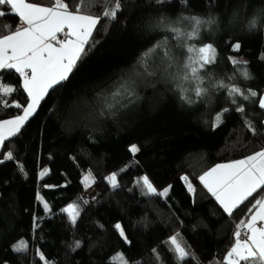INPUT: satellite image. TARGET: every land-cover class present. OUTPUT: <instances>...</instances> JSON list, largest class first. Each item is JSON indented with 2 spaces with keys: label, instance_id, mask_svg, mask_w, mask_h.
I'll list each match as a JSON object with an SVG mask.
<instances>
[{
  "label": "trees",
  "instance_id": "trees-1",
  "mask_svg": "<svg viewBox=\"0 0 264 264\" xmlns=\"http://www.w3.org/2000/svg\"><path fill=\"white\" fill-rule=\"evenodd\" d=\"M49 7L53 0H28ZM69 9L78 0H64ZM115 20H100L69 79L41 101L21 132L0 150V264H178L173 236L190 255L182 264H222L239 222L264 193L258 190L228 216L200 183L199 176L216 164L245 158L264 145V34L246 32L232 9L245 14L264 0H120ZM107 0H94L88 11L102 14ZM0 37L21 25L8 5L0 6ZM196 39L179 47L164 18L182 32L193 25L185 18L211 20ZM229 13L232 19L229 20ZM168 38L169 48L159 47ZM241 45L233 50L234 44ZM212 44L214 63L201 71L206 94L196 97L178 84L187 46ZM155 49V51H153ZM169 52L175 63L169 65ZM231 57L247 63L233 64ZM246 66L250 79L240 75ZM2 83L15 91L10 105L26 106L22 79L14 70L0 71ZM254 90L257 97L233 104L218 83ZM134 95L128 98L126 87ZM117 92L120 95H115ZM182 96H190L187 103ZM111 105V107H109ZM245 111L238 113L236 107ZM222 122L215 117L222 109ZM22 109L0 106V120L22 115ZM250 122L259 135H252ZM139 149L135 154L130 147ZM8 151L12 160H6ZM21 166L23 170H21ZM47 169V174L40 173ZM91 173L97 198L86 197L84 177ZM116 174L117 187L108 177ZM187 175L195 192L182 179ZM147 176L157 194H146ZM168 188L167 196L160 193ZM39 198H42L41 202ZM165 215L163 223L151 205ZM49 205L48 210L43 206ZM80 209L76 224L64 209ZM120 224L124 237L115 227ZM78 245V246H77ZM20 247L23 250H17ZM41 254L45 259L41 260ZM196 257L194 260L192 255ZM243 264V262H242Z\"/></svg>",
  "mask_w": 264,
  "mask_h": 264
},
{
  "label": "snow or ice",
  "instance_id": "snow-or-ice-1",
  "mask_svg": "<svg viewBox=\"0 0 264 264\" xmlns=\"http://www.w3.org/2000/svg\"><path fill=\"white\" fill-rule=\"evenodd\" d=\"M166 0H156L158 5H162ZM185 4L187 0H184ZM94 3V0H78L79 7L70 10L68 3L64 0H53V5L49 7L30 3L28 0H0V6L8 5L10 11L16 14L21 21L20 27L11 34L0 37V70H14L22 79L23 91L27 94L28 103L22 106L20 103L10 105L5 97L10 96L15 89L2 83L0 77V106H13L22 109V115H16L14 119L0 120V147L10 137L17 136L24 128L29 117L40 106L42 100L57 85L69 79L70 74L77 65V61L85 54V46L89 44L100 20L107 17L110 21L115 20L117 13L121 9L120 0H107L108 9L102 14H94L88 9ZM5 15L0 11V16ZM191 25V32H182L174 23L164 18L162 26L174 34L179 47L183 48L185 42L198 38L200 28L209 21H202L199 17L193 16L185 18ZM62 36L63 38H60ZM159 47L169 48L168 38L163 39L158 44ZM241 45L234 44L233 50H239ZM155 51V49H153ZM186 62H182V73L178 76L180 88L187 93L189 86L195 83V88L191 89L196 97L206 94V88L203 87V78L201 71L206 66L214 63L216 49L212 44H205L197 47L195 45L187 46ZM175 63V57L169 52V65ZM234 64L239 65L238 61L233 60ZM247 62H244L246 65ZM240 75L245 79H250V73L246 66L238 68ZM218 87L226 90L233 104L237 103L236 97L249 101L250 98L257 97L258 93L254 90H242L239 86L225 83H218ZM125 92L129 99L134 95L131 87H126ZM115 95H120L117 92ZM187 103H192L190 96H182ZM111 107V105H109ZM258 107L264 110V95L258 100ZM224 108L216 115L217 126L222 122L223 114L228 112ZM238 113H243V105L236 107ZM246 126L252 135H259L258 130L246 121ZM130 151L135 154L139 151L136 145L130 147ZM13 153L8 151L5 159L12 160ZM3 161H0L2 163ZM21 170L23 167L21 166ZM47 174V169L40 173L41 177ZM93 179L91 173L84 177L83 182L87 184ZM108 182L113 188H116V174L108 178ZM189 192H195L192 183L188 177H182ZM200 183L208 193L216 200L223 211L232 216L235 209L243 204L249 197H252L258 190L264 189V145L254 153L245 158L234 160L228 163H220L211 167L199 176ZM143 188L146 194H157V190L150 183L147 176L141 178ZM169 189L166 188L158 193L161 196H167ZM38 199L43 202L42 198ZM48 210L49 205L43 204ZM64 211L68 214L73 225L76 224L80 214L77 205H69ZM251 213L247 220H241L237 231L234 233V242L230 251L227 252L222 264H264V193L248 209ZM115 227L124 236V231L120 224ZM243 237V238H242ZM170 244L174 246L178 264L189 257L190 253L181 243L178 237L173 236ZM78 246V245H77ZM17 250H23L18 247ZM192 258L195 260L194 254ZM41 260L45 257L40 256ZM120 264H126L123 257L117 258ZM199 264V261H197Z\"/></svg>",
  "mask_w": 264,
  "mask_h": 264
},
{
  "label": "clouds",
  "instance_id": "clouds-1",
  "mask_svg": "<svg viewBox=\"0 0 264 264\" xmlns=\"http://www.w3.org/2000/svg\"><path fill=\"white\" fill-rule=\"evenodd\" d=\"M233 13H236L239 24L243 26L246 32L256 33L259 31L264 34V5H257L252 8L250 13L245 14L243 6L232 9ZM229 20L232 19V13H229ZM212 24L219 23L221 21V15L219 13H213L210 17Z\"/></svg>",
  "mask_w": 264,
  "mask_h": 264
},
{
  "label": "rangeland",
  "instance_id": "rangeland-1",
  "mask_svg": "<svg viewBox=\"0 0 264 264\" xmlns=\"http://www.w3.org/2000/svg\"><path fill=\"white\" fill-rule=\"evenodd\" d=\"M233 60H235V61H238L239 63H244V62H246L245 60H242V59H240V58H236V57H231V61H232V63H233ZM234 64V63H233ZM37 111V110H36ZM35 114V113H34ZM33 114V115H34ZM32 115V116H33ZM31 116V117H32ZM1 164V163H0ZM185 176H187V175H183L182 177H185ZM188 177V176H187ZM188 180L190 181V179H189V177H188ZM191 182V181H190ZM167 188V187H166ZM165 188V189H166ZM85 190H86V194H85V197L89 200V201H91V200H93V199H95V198H97V196H98V192L96 191V188H95V186H94V183H93V181L92 180H89L88 182H87V184H85ZM163 191V190H162ZM161 191V192H162ZM70 205H72V204H70ZM151 205H152V207L154 208V210H155V212L157 213V215L160 217V219L163 221V223L165 222V223H168L169 222V219H170V217H168L167 215H165L164 214V212H162L160 209H159V207L156 205V203H154V201H151ZM68 207V206H67ZM66 207V208H67ZM67 214V213H66ZM68 215V214H67ZM69 217V216H68ZM69 221L71 222V219H70V217H69ZM125 236V235H124ZM123 236V237H124Z\"/></svg>",
  "mask_w": 264,
  "mask_h": 264
},
{
  "label": "crops",
  "instance_id": "crops-1",
  "mask_svg": "<svg viewBox=\"0 0 264 264\" xmlns=\"http://www.w3.org/2000/svg\"><path fill=\"white\" fill-rule=\"evenodd\" d=\"M60 38H63V37L60 36ZM85 47H86V46H85ZM78 61H79V60H78ZM78 61H77V63H78ZM0 71H2V70H0ZM37 109H38V108H37ZM37 109H36V110H37ZM35 112H36V111H35ZM22 114H23V113H22ZM30 118H31V117H29V119H30ZM12 119H14V118H12ZM29 119H28V120H29ZM10 138H12V137H10ZM10 138H9V139H10ZM9 139H8V140H9ZM6 141H7V140H6ZM6 141H5V142H6ZM5 142H4V143H5ZM2 147H3V146H2ZM2 147H0V150L2 149ZM242 238H243V237H242Z\"/></svg>",
  "mask_w": 264,
  "mask_h": 264
}]
</instances>
